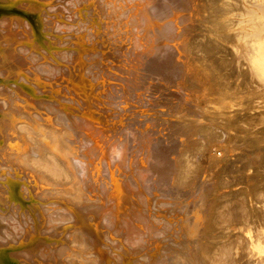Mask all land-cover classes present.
Instances as JSON below:
<instances>
[{
	"label": "bare ground",
	"instance_id": "bare-ground-1",
	"mask_svg": "<svg viewBox=\"0 0 264 264\" xmlns=\"http://www.w3.org/2000/svg\"><path fill=\"white\" fill-rule=\"evenodd\" d=\"M69 1L70 3H78L81 0ZM114 1L112 2L113 5ZM101 2L103 6L106 5L110 7V3L107 5L104 0ZM118 2L120 3L121 0H118ZM102 3L99 4L102 6ZM24 4L26 5V3ZM122 4V6H125L124 2ZM134 4L136 5V3L133 2L131 7L133 9L136 7L135 9L138 11V6H134ZM113 5H111V9ZM101 6H99V8ZM109 7H106V15L108 12L113 15V11H115L114 13L116 14V10H112V12L111 10L108 11V9H110ZM103 13H105L104 10ZM110 13L109 15H111ZM117 15H115L116 17L113 16L116 18L114 19L115 22L118 19ZM191 16L193 20H189L191 17L187 19V21L189 20L191 22V25L188 26L190 29L186 30L185 28L184 31L186 30V32H183L182 36H178L182 39L179 51L181 50L185 53L184 55L187 56V64H189L188 67L191 66V68L193 67L192 69H194L192 72L190 68L192 72V78L190 77L191 80L198 81L205 89L212 92L211 94L206 90L208 92H206V94L213 95V100H215V108L211 110L212 114H209L207 120L216 121L220 125L228 126L229 129H233L236 132L240 130L244 133L245 141H247L248 144V147L244 148L243 152L235 155L233 158L218 163V174L214 182V187L218 190L223 189V191L217 192V195L211 198V203L208 202L210 206L207 208V212L205 210L203 211V213L206 212L205 216H201L198 212L196 213V217L194 218L195 221L191 225L181 218V214L179 217L177 216L179 211L177 212L176 210V213L175 207L180 203V200H176V197H174L172 201L176 200L177 204L171 203L170 201L171 205H174L172 206L174 207V212L173 210L161 211L160 208L162 204H166L170 197L166 196L168 198H166L167 201L164 200L166 201L165 203H162V199H160V204V200L158 201V199H156L155 194V198H152L153 196L149 197L151 194L148 193L147 195V192L145 191V193L144 190H142L140 184L142 178L138 177L140 181L136 180L138 182L135 186L127 178L129 174H133V168H131L132 166L127 162L126 145L124 141H122L123 139L121 140L119 139L120 137L117 136L115 138L112 132L109 133V131L102 130L101 127V129H99L91 125V122H93L91 121L92 119H89V121H91L89 123L86 120V116L82 117V111L84 110H82L83 108L81 109V106L80 112L75 109L71 110L72 112L66 113L64 111L65 113H61L60 106H58L60 107L58 108L55 105L46 104L44 106H46V110L54 114L55 117L53 118H56L55 122L57 120L58 125L62 126L63 129L61 126L60 128L64 133H67L69 135L68 137L72 138L71 143L73 140V144H75V147L74 145L73 147L76 148L75 151L68 149L67 145L62 142V138H59L60 136L55 138L50 135L52 137V143L49 142L51 145L49 146V144H47L49 147L46 145L44 146L46 143L42 144V141H40L43 140L44 137L40 135L42 137H40V140L39 136L38 138L35 137L36 134H39L38 132L35 133L37 130L35 129L33 130V134L35 133L33 137V139L35 138V142L33 143V141L28 140L30 143L32 142V145L34 144L33 148L30 149L29 145L26 144L25 149L29 148L30 151L23 157V154L26 153H21L20 155V151L24 148L23 145L25 144L26 132L27 130L29 131L30 128H25L23 133L21 130L24 127H19L20 125L18 124V128L17 126L15 128L11 125L14 123H12L13 121L10 120V118L1 122L2 124L4 123V128L1 126L2 124H0L1 128H3H0V135L7 130L9 132H5L4 135L6 133L10 134V131H12L13 134L11 135L14 137L15 134L13 131H16L15 133L17 135H15V137L18 136L21 138L22 142L17 145L23 147L20 151L18 149L17 152L19 154L16 158L14 157L15 155L13 157L15 160L23 157L22 160L24 163L22 160L19 162H21V164L23 163L25 167L26 165L30 167L34 170L32 172H35L34 174L36 176L46 181V195H44L46 196V202L48 201L49 203H45L51 204L50 209L53 205V211L57 210L56 207L59 206L63 208V211L57 210L55 212L67 213L66 216L63 215L60 219L63 220V222L69 223V225H67L70 228L69 229L67 225L66 227L65 225L63 228L61 227L63 229L62 231L65 230L64 233H66V231L68 232L65 240L61 237V239L64 240L63 249H57L51 244L52 242H56H50V240L46 238V244L44 243L46 246L44 244L42 246H37L36 244L30 246L28 250L19 252L21 254L17 257L19 260L22 259V261H24L23 264H38L40 260L46 261V264H79L81 262L85 264V260H87L86 262H88V264L89 262H91L90 264H264V0H198ZM113 17L106 18L110 19ZM120 21L122 20L120 19ZM189 21L187 23H189ZM15 22L18 24L21 23L18 20ZM115 22L113 23L114 26ZM125 22L124 25L127 24V22ZM117 24L119 25V23ZM121 24L120 28L122 26L123 29V22H121ZM21 25V28L28 27L23 26V23H21ZM118 25L117 28L119 29ZM137 25L140 24L137 23ZM27 29L26 31L28 32L29 28ZM108 29H110V27ZM127 29V32H132L129 28ZM114 30L117 31L116 28ZM114 30V34H111L113 36L121 33H118V31L115 33ZM120 30L121 29H119V31ZM123 31L125 32V30ZM132 33H122V35L128 34V38L134 34ZM8 35L5 37H8ZM11 37L14 38L13 36ZM131 38L133 39V37ZM131 38L128 40L132 41ZM125 39L123 41H125ZM131 41H129V44L133 42ZM130 55H132V53H130ZM130 55L129 53L127 55H121V67L123 65L126 66V69L131 67L130 63L132 61V56L130 57ZM138 56L139 54L137 57L135 54L133 55L134 59H132L135 64L140 61ZM16 57L17 56L14 58ZM65 57L66 59H71L70 54L65 55ZM16 59L18 61V58ZM137 59H139V61ZM118 62L120 63V61ZM16 63L17 62H15V64ZM9 64L11 65V63ZM81 66H86V64ZM52 69L50 68L51 71ZM123 69L121 70L119 68L117 70H119V73L120 70L125 72ZM85 70V68L84 71L83 69H79L78 75L75 76L76 78H72V88L75 93L79 92V90H84L87 78L91 77L93 80H97L101 77L100 74L97 72L95 73L92 69L87 72ZM55 72L52 71L51 73L55 75ZM119 73L116 72L115 74L121 75ZM91 78L90 80H92ZM63 81L62 79V82ZM202 85L200 86L203 88ZM14 96L17 97L16 94ZM72 99L74 100V98ZM12 100L11 104H9L10 107L8 106L12 109L10 110L18 115L20 113L25 115L26 110L22 111L24 109H20L21 106L24 107V103L21 105L23 101L21 100L22 102L19 103V106V100L16 101L14 98ZM28 114L31 113L27 112L26 116ZM51 115H49L50 118L47 117V119L49 118L50 120L52 118ZM43 116L45 117L46 114ZM39 117L41 119L42 116ZM29 119L36 120L37 118ZM44 119H46V117ZM34 120L31 122L36 124ZM27 121L29 122V120ZM37 121L39 122V120ZM50 121H48L46 125L50 124ZM40 123L42 124L43 122ZM94 123L97 124L96 122ZM37 125H35V128H39ZM97 125L99 126L101 124ZM59 126L57 127L59 128ZM48 128L49 127L45 129L48 130ZM51 129L48 131H53V129ZM62 130L59 132L61 133L60 135H62ZM54 131L56 134L52 132L53 134L56 136L59 135L57 131L60 130ZM196 131L204 135L206 137L205 139L208 141L218 136V131L213 129L206 122H201L196 128ZM28 133H30V131ZM7 134L5 136H7ZM236 135L237 134H235V136ZM5 136L2 142L5 144V150H8L10 147L6 149V140L10 135L8 137ZM30 136L28 138H30ZM237 138H239V136H237ZM30 139L33 140L32 137ZM14 140L20 141V139L16 138ZM14 140L12 139V141ZM44 141L45 140H43V142ZM200 144L201 147L205 146V143ZM17 147L19 148V146ZM4 151L3 153L6 154ZM9 151H11V149H9ZM9 151L6 152L8 153ZM10 156L12 158V155ZM158 157L161 158L162 156L159 155ZM8 159L10 160V158ZM192 159V154L187 150L179 155L174 162L166 160L167 170L171 171L174 182L184 183L189 181L191 183L190 180L192 177L190 180L188 178L192 176L196 170L195 163ZM9 160L7 161L6 159V162H9ZM2 161L5 162L3 159ZM2 166L4 167L2 164L0 169ZM15 168L17 167L15 166ZM164 170L166 171V167ZM22 171L25 172L24 170ZM7 172L9 171L6 170V173ZM28 173L31 174V172ZM140 175L144 176L143 174ZM193 175L195 176V174ZM13 177L14 176L11 178ZM134 178L136 179V177ZM193 183L192 180V184ZM25 187L22 188L25 189ZM38 188L35 189L38 190ZM20 191H23L22 193L25 192L22 189ZM22 193L20 195H22ZM157 193L158 192H156V194ZM187 194L189 195V193ZM42 196L43 195H41L40 198ZM159 196L161 197L162 195ZM161 198L164 197L162 196ZM0 199L2 198L0 197ZM1 201L4 200L2 199ZM190 201H192V199ZM182 202L183 200H181V203ZM170 203L167 204L169 205ZM167 204L163 206L167 207ZM18 207L20 206L17 205V209ZM46 207L49 208V206ZM61 208L58 209L61 210ZM15 209L16 208L13 209V207L11 209L12 212L10 213L12 214L14 212V215L7 219L5 224L6 230L12 235V238H23L25 235L32 234V232L29 231L30 233H28V231L26 232L24 229L25 217L28 215L29 211L24 208L26 212L25 210L24 212H16ZM44 210L46 212V233H50L49 231L55 233L57 231L56 229H58L55 226L58 224L54 226L53 224L56 223H53V214L48 212L49 210L47 209ZM54 227L56 228L55 232H53ZM36 229L39 231V228ZM58 232L60 231L56 233ZM40 233L41 232H39V234ZM51 233L48 234L49 237L50 235L52 236ZM33 234H36V230H34ZM53 235L54 237L56 236V234ZM1 259L0 262L6 264L5 258ZM12 260L13 259H11V261Z\"/></svg>",
	"mask_w": 264,
	"mask_h": 264
},
{
	"label": "rangeland",
	"instance_id": "rangeland-1",
	"mask_svg": "<svg viewBox=\"0 0 264 264\" xmlns=\"http://www.w3.org/2000/svg\"><path fill=\"white\" fill-rule=\"evenodd\" d=\"M101 1L102 0H81L78 3L73 2V4L70 3L69 0H0V124H2L1 122L3 120L10 118V120L13 121L12 123H14L10 124L15 128L16 126L18 128V124L20 125L19 127H24L21 130L23 133L25 128H30V133H28V130L26 132L28 136H25V144H22L24 148H22V145V147L17 145L22 141L20 137H15V135H17L15 133L16 131H13L15 134L14 137L11 135L13 134L12 131H10V134L6 133L7 136H5L6 134L4 135V133L9 132L7 130L3 132L5 129L2 131L3 136L2 134L0 135V137L2 136L0 138V150L5 146L2 142L4 136L8 137L9 135L10 136L6 140V149L9 147V149H11V151H9V149L5 150L4 147L1 150L2 152L0 151V167L2 164L6 167L4 168L2 166L3 169H0V191L2 190V193L0 192V197L4 200L1 201L2 199H0V260H2L1 258H5L6 264L20 263V261V264H23L24 261H22V259L19 260L17 257L21 254L19 252L28 250L32 245L37 244V246H42L44 243L46 244V238H48L50 242H56H52L51 244L57 249H63L64 240L67 238L68 232L66 231V233H64L65 230L62 231V228L64 225L65 227L67 224L69 225V223L63 222V220L60 219L63 215L66 216L67 213H56L55 211L57 210H64L60 206L56 207L57 210L55 211H53V205L50 209L51 204H46L48 202H46L45 196L46 181L36 176L34 174L35 172H32L34 170L30 167L27 165L25 167L22 160L23 157L28 154L27 152L30 151L29 148L25 149V145L28 144L30 149L33 148L34 144L32 145V142L30 143L28 140L34 143L35 138L33 139V137L37 132L39 134H36L35 137L38 138L39 136V140L41 136L46 139L49 138L47 140L43 138V140H45L44 142L40 140L42 144L46 143L44 146L46 145L49 147L51 145L50 143H52L51 138L60 136L59 138H62V142L67 145L68 149L76 150L73 140L71 143L72 138L68 137L69 135L67 133H64L62 126L60 125L61 129L57 120L55 122L56 118H53L55 117L54 114L46 110V106H44L46 104L55 105L57 107L60 106L61 108H58L61 109V113L72 112L71 110L75 109L81 111L83 108L82 117L86 116V120L89 123L93 121L91 125L109 131V133L112 132L115 138L117 136L120 137L119 139H123L122 141H124L126 145L127 162L132 166L131 168H133V174H129L127 177L129 181L135 186V184L140 181V178H142L143 181H140L142 190H144V192L146 191L147 193H145L147 195L148 193L151 194L149 197H156L158 201L162 199V203H165L168 197L170 198L167 203L171 201V203L177 204L176 200H180V203H178L179 205L177 204V207H175V212L176 210L177 212L179 211L178 213L176 212L178 214L177 216L179 217L181 214V218L190 225L194 223L197 212L201 216H205L208 210L207 208L210 206L209 203L212 201L211 198L215 197L217 192L223 191V189L218 190L214 187V182L218 174V163L233 158L235 155L243 152L244 148L248 147L247 141H245V135L240 130L236 132L233 129H229L228 126L220 125L216 121L207 120L209 114H212L211 110L215 108V100H213V95H211L212 92L205 89L198 81L191 80L194 69H192L193 67L191 68V66L188 67L187 56H185V53L181 50L179 51L182 39L178 36H182L183 32L190 29V27H188L191 25L189 20H193L191 15L198 0H138L140 2L137 0H121L120 3L118 0H104L107 5L110 3V7L105 4V6H103ZM113 1L114 5L112 3ZM123 2L125 6H122ZM133 2L136 3L134 6H138V11H136V7L134 8L135 10L131 7ZM24 3H26V5ZM99 3H102V6ZM111 5H113L112 9ZM99 6L103 9L101 7L99 8ZM106 7H109L110 9H108V11L111 10V12L112 10H116V14L114 13L115 11H113V15L110 12L106 15ZM103 10L105 13H103ZM109 13L111 15H109ZM115 15H117L119 19H117L116 22L114 20L116 19ZM106 17L113 18H110V20ZM188 18L189 23H187ZM16 19L23 23V26H28L27 28H29V31H26L28 30L27 28H21V23H16ZM120 19L122 21H120ZM125 21L127 22L126 25H124ZM114 22L116 27L113 24ZM121 22H123V29L122 26L120 28ZM135 22L140 25H137ZM117 23H119V25ZM116 24L119 29H121L120 31ZM109 27L110 29H108ZM113 27L116 28L118 33L121 32L119 33L120 35H111L114 34L113 30L115 28ZM127 28L134 33L131 32L133 34L131 35L133 39L129 36L133 42L128 40L130 39L129 37L127 38L128 34L124 35L126 37L122 35V33L131 34L130 31L127 32ZM185 28L186 30L184 31ZM123 30H125V32ZM117 31H115V33H117ZM6 34H9L8 37H5L7 36ZM124 39L125 41H123ZM129 41L132 43L129 44ZM128 53L129 55L132 53V55H130V57L132 56V61L130 63L132 68L129 67L126 69L125 65L121 67V57ZM67 54H70L71 59H66L65 55ZM134 54L136 57L139 54L138 57L140 61L139 59L137 60L140 63L138 62L135 64L133 61ZM15 56H17L16 58H18V61L14 58ZM118 61H120V63ZM15 62L17 63L15 64ZM9 63H11V65ZM85 64L86 66H81ZM49 67L55 69H52L53 72L56 71L55 75L51 73L52 71ZM118 67L121 70L124 68L123 71L125 72L120 70L119 73V70H117L119 69ZM84 68L86 72L91 69L94 70L95 73L97 72L101 77L97 80H93L91 77L87 78V81L84 79L86 82L84 90H79V92L75 93L72 88V78L75 79V76L79 73V69H83L84 71ZM116 72L121 75L115 74ZM90 78L92 80H90ZM62 79L64 80L63 82ZM200 85H202L203 88ZM206 90L211 94H206ZM14 93L17 97L14 96ZM7 98L9 100L11 99L10 102ZM13 98L16 101L19 100V106V103L23 101L21 105L24 103V107L21 106L20 109L22 110L23 108L24 110L22 111L26 110L25 115L23 113L18 115L11 111L12 109L9 108V104H11ZM72 98H74V100ZM78 99L81 100V103ZM6 102L9 103L7 104ZM27 112L31 114L26 116ZM44 114H46V119L52 114L51 121L49 120L50 117L47 120L44 119ZM31 116L37 119L34 120ZM39 116H42L41 119ZM29 118L33 119L36 124L32 123L33 120ZM89 119L92 120L89 121ZM27 120H29V122ZM37 120H39V122ZM48 121H50V124L46 125ZM40 122L43 123L41 124ZM94 122L101 125L98 126ZM201 122H206L213 129H216L218 131V136L208 141L205 139L206 137L204 135L197 133L196 128ZM23 123H26L25 125L27 127ZM3 125L4 123L1 125L4 128ZM35 125L39 128H35ZM46 126L50 129L52 128L53 131H48L50 130L49 128L48 130L45 129L47 128ZM57 126H59V128ZM35 129L37 130L33 134V130ZM54 130H60L57 131L58 133L62 130V135L59 133V135L56 136ZM235 134L237 135L235 136ZM29 136L30 138L32 137L33 140L28 138ZM237 136H239V138H237ZM11 138L13 140L15 138L20 139V141H12ZM200 143H205V146L201 147ZM47 144H49V146ZM16 145L19 146V148ZM11 146L15 148L12 149ZM18 149L19 151L21 150L20 155L21 153L26 154H23L22 158L15 160L16 156L19 154L17 152ZM187 150L192 154V161L196 166V170L193 173L195 176L192 174V176L188 178L190 180L192 177L190 180L191 183L189 181L184 182L185 184L174 182L171 171L167 170L166 160L174 162L179 155ZM3 151L6 154H4ZM6 151L9 152L7 153ZM9 154L12 155V158ZM157 154L162 157H158ZM1 158L5 160V162L2 161ZM8 158H10L11 161ZM6 159L7 161L9 160V162H6ZM21 160L23 162L22 164L19 162ZM16 163L20 165L18 164V166ZM15 166L17 168H15ZM165 167L166 171L164 170ZM6 170L9 172L6 173ZM28 172H31L32 175ZM11 175L14 177L11 178ZM134 177H136V179ZM192 180L194 182L193 184ZM25 186L28 187L26 188ZM22 187H25V189ZM35 188H38V190ZM19 189L25 192L22 193L23 191ZM15 192L16 195L14 196ZM156 192L158 193L156 194ZM21 193L22 195H20ZM187 193H189V195ZM39 194L44 197L42 196L40 198L41 195ZM159 195H162L164 198H161L162 196L160 197ZM174 197L177 198L174 200L175 202L172 201ZM191 199L192 201H190ZM181 200H183V204ZM159 202L161 204V200ZM171 203L169 205L167 204L168 208L163 206L166 204H162L160 210H173L174 212V207H172L174 205H171ZM17 205L21 208L18 207L17 209ZM11 206L13 209L16 208V212H24V208L29 211L28 215L25 217L24 229L26 232L28 231V233L32 232V234L26 233L28 235H25L23 237L24 239L22 237H19L20 239L12 238V235L5 228L7 219L14 215V212L12 214L10 213L12 212ZM46 206H49V208ZM58 208H61V210ZM44 209L53 211L49 210L48 212L52 213L54 216L53 223H56L53 224L54 226L57 224L63 225H59L60 227L57 225L55 227L58 229L54 227V231L52 230L53 232L56 230L60 231L58 232L60 234L56 233L57 231L55 233L49 231L52 234V236L50 235L49 237L48 234L50 233H46V212ZM204 210L206 211L205 213H203ZM36 228H39V231ZM34 230H36V234H33ZM39 232L41 233L39 234ZM53 234H56L57 237H54ZM61 237L64 238V240L61 239ZM11 259L13 260L11 261ZM86 261L87 260H85V264H88ZM90 263L91 262H89V264ZM38 264H46V261L40 260ZM79 264L83 263L81 262Z\"/></svg>",
	"mask_w": 264,
	"mask_h": 264
}]
</instances>
